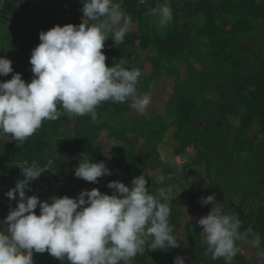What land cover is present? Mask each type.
<instances>
[{
	"label": "trees",
	"instance_id": "obj_1",
	"mask_svg": "<svg viewBox=\"0 0 264 264\" xmlns=\"http://www.w3.org/2000/svg\"><path fill=\"white\" fill-rule=\"evenodd\" d=\"M157 1L0 0V264H27L32 170L56 194L35 201L42 264H264V0ZM160 79L179 80L162 110L131 117ZM170 133L215 185L175 197L145 174ZM231 167L243 183L217 186Z\"/></svg>",
	"mask_w": 264,
	"mask_h": 264
},
{
	"label": "rangeland",
	"instance_id": "obj_2",
	"mask_svg": "<svg viewBox=\"0 0 264 264\" xmlns=\"http://www.w3.org/2000/svg\"><path fill=\"white\" fill-rule=\"evenodd\" d=\"M158 2V1H157ZM158 25V22L156 23ZM261 33L264 32V25H260ZM250 46L253 48L254 43H250ZM185 77V70H182V78ZM179 80L177 79H171L169 80H155V84L151 89H148L146 91H140L138 93H130L131 97V105L133 106V111L131 112V117H134L136 114L141 115L144 113H148L151 115V112L153 111L154 108L157 110L161 111L163 108L164 102L169 98L170 94L172 93V86L174 84H177ZM199 123L200 121L197 120ZM240 121L235 120L233 122V128H234V133L232 134V137L237 134L236 128L239 125ZM258 126L254 127L253 130H251L248 133V136L251 139H255L256 142H259L256 135H258ZM263 137V135H260ZM4 140L6 137H4ZM103 145H104V150L107 153L110 149V146L112 145V141L109 137H107V133L104 132L103 134ZM176 142L173 140L172 134H168V136L165 138V141L159 145L160 149V159L162 161V164L160 163L158 165V169L156 171H153L152 169L146 170L145 174H148L150 176L155 175L158 181H162L163 179H172V178H177L178 180V185L171 189V192L175 194L174 196L178 197L179 191H183L182 194L185 192L184 190H188L187 192L193 193V194H201L202 190H207L209 186H213L216 183H210L206 172V163H204L202 166H194L191 168H185V164L189 161V159H183L182 156L178 157L175 154V149H176ZM249 157V156H248ZM187 158V157H186ZM239 165H243V161L240 159ZM162 165V166H160ZM231 171L233 174L230 172H221L218 170H214V175L217 179V186H222L225 187L226 185L230 184L231 185V177L236 176L234 181L240 180L241 176H239L237 173V170L234 167H231ZM140 181H136L133 183V195L137 198L140 199L143 195L144 192L142 190V184H141V179ZM241 179L239 183H243ZM222 183V184H221ZM183 184V185H182ZM186 186L184 189L182 186ZM236 186V184H234ZM233 186V188L235 187ZM181 194V193H180ZM150 202V201H148ZM63 227V226H62ZM135 233V234H134ZM133 232L132 236L129 237V241L131 242V248L136 251L137 245H138V233ZM246 247L241 246V251L245 254L248 255L246 252Z\"/></svg>",
	"mask_w": 264,
	"mask_h": 264
},
{
	"label": "built area",
	"instance_id": "obj_3",
	"mask_svg": "<svg viewBox=\"0 0 264 264\" xmlns=\"http://www.w3.org/2000/svg\"><path fill=\"white\" fill-rule=\"evenodd\" d=\"M151 0H141L146 4ZM35 186L27 201L28 211L24 219L22 229L16 235L18 242V255L27 262V264H42L40 257L35 249V242L40 229L45 227L48 222V214L40 211L35 201L39 197L50 198L56 201V194L48 183L41 181L40 172L32 170Z\"/></svg>",
	"mask_w": 264,
	"mask_h": 264
},
{
	"label": "crops",
	"instance_id": "obj_4",
	"mask_svg": "<svg viewBox=\"0 0 264 264\" xmlns=\"http://www.w3.org/2000/svg\"><path fill=\"white\" fill-rule=\"evenodd\" d=\"M159 1V4H161V3H166V4H170L171 2H172V0H158ZM89 2V4L88 5H95L96 4V2H92L91 3V1H88ZM171 10V9H170ZM86 22L87 23H89L87 20H86ZM183 26H184V24H185V22H184V20L182 19V21L180 22ZM90 26V28H93L94 27V23L92 24V23H90L89 24ZM158 25H161L160 24V22H158ZM163 25V24H162ZM107 133V132H106ZM103 134H104V132L102 133V135L100 136V141L102 142V143H104L103 142V140H102V138H103ZM107 137H109L108 135H107ZM110 138V137H109ZM110 141H112V145L110 146V149H109V151L106 153L105 152V150H104V152H105V156H107L108 157V166H109V169L106 171V176H108V175H110L113 171H114V168H113V166H112V163H111V160H110V158H109V155H110V150H111V148H112V146L113 145H115V144H117V142H116V140H113V139H111ZM135 181H139V180H135ZM135 197V196H134ZM135 199H136V201L138 202V203H141V198L140 199H137L136 197H135ZM46 244H48V243H44V245H46Z\"/></svg>",
	"mask_w": 264,
	"mask_h": 264
}]
</instances>
